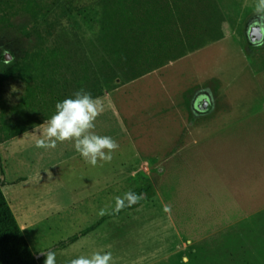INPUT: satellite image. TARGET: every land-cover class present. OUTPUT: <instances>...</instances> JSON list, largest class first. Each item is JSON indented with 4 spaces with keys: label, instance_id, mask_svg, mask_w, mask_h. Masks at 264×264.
Masks as SVG:
<instances>
[{
    "label": "rangeland",
    "instance_id": "1",
    "mask_svg": "<svg viewBox=\"0 0 264 264\" xmlns=\"http://www.w3.org/2000/svg\"><path fill=\"white\" fill-rule=\"evenodd\" d=\"M208 1L222 38L97 97L104 111L94 131L119 144L110 162L93 167L67 142L36 148L39 126L0 142L1 189L34 255L51 249L56 264L95 251L111 252V264H264V38L251 44L246 34L264 13L260 0ZM77 3L82 14L65 20L97 67L99 8ZM28 43L16 28L0 30V74ZM22 88L7 80L2 95L15 102ZM147 184L148 196L115 211L118 197Z\"/></svg>",
    "mask_w": 264,
    "mask_h": 264
},
{
    "label": "trees",
    "instance_id": "2",
    "mask_svg": "<svg viewBox=\"0 0 264 264\" xmlns=\"http://www.w3.org/2000/svg\"><path fill=\"white\" fill-rule=\"evenodd\" d=\"M94 4L99 8L96 45L102 50L97 67L65 20L67 12L82 14L77 0H0V30L16 28L29 39L22 56L0 74V142L40 125L54 114L58 101L81 88L97 98L117 79L130 82L223 37L220 23L208 21L207 0H95ZM17 18L27 22L18 25ZM7 80L23 85L15 102L2 95ZM150 190L147 184L137 194L148 196ZM93 228L87 226L83 232ZM38 261L0 184V264Z\"/></svg>",
    "mask_w": 264,
    "mask_h": 264
},
{
    "label": "clouds",
    "instance_id": "3",
    "mask_svg": "<svg viewBox=\"0 0 264 264\" xmlns=\"http://www.w3.org/2000/svg\"><path fill=\"white\" fill-rule=\"evenodd\" d=\"M257 12L264 13V0H260ZM104 111L103 103L94 98L83 88L75 91L71 97L55 104L54 114L40 124L36 131V148L55 149L58 143H72L75 151L80 154L85 163L95 167L98 162H110L112 154L119 148L115 139L108 135H99L94 129L95 121ZM142 194L126 193L123 198H117L115 211H119L127 201L128 206L137 203ZM101 215L104 214L102 209ZM44 264H56V254L48 249L41 253ZM112 253L95 251L89 256L80 255L69 261V264H111Z\"/></svg>",
    "mask_w": 264,
    "mask_h": 264
},
{
    "label": "flooded vegetation",
    "instance_id": "4",
    "mask_svg": "<svg viewBox=\"0 0 264 264\" xmlns=\"http://www.w3.org/2000/svg\"><path fill=\"white\" fill-rule=\"evenodd\" d=\"M252 26H260V30L262 32L261 39L258 40V41L251 42V44H259L264 38V25L263 24H259L257 22L248 24V26L246 28V34H247L248 40L250 39L249 32L251 31ZM249 42H250V40H249ZM207 106H208V101L206 99H204V98L196 103V107L199 108V109H203V108L206 109Z\"/></svg>",
    "mask_w": 264,
    "mask_h": 264
},
{
    "label": "water",
    "instance_id": "5",
    "mask_svg": "<svg viewBox=\"0 0 264 264\" xmlns=\"http://www.w3.org/2000/svg\"><path fill=\"white\" fill-rule=\"evenodd\" d=\"M261 24L264 25V22ZM250 42L258 41L262 37V32L260 30V26H252L251 31L249 32ZM5 58H8L7 55H5ZM42 254L35 255V258H39Z\"/></svg>",
    "mask_w": 264,
    "mask_h": 264
},
{
    "label": "crops",
    "instance_id": "6",
    "mask_svg": "<svg viewBox=\"0 0 264 264\" xmlns=\"http://www.w3.org/2000/svg\"><path fill=\"white\" fill-rule=\"evenodd\" d=\"M42 124V123H41ZM39 126V125H38ZM37 127V126H36ZM35 128V127H34ZM33 128V129H34ZM32 130V129H31ZM31 130H28L29 132L31 131ZM28 131H26V132H24V133H22V134H20V135H26V133H28ZM20 135H18V136H20ZM16 137V136H15ZM14 138V137H13ZM20 226V225H19ZM21 227V226H20ZM22 229V231H23V228H21Z\"/></svg>",
    "mask_w": 264,
    "mask_h": 264
}]
</instances>
